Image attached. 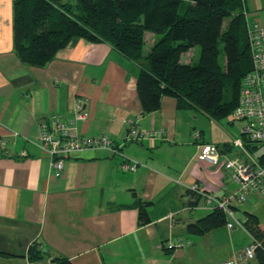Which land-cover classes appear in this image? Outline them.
I'll return each instance as SVG.
<instances>
[{
  "label": "crops",
  "instance_id": "1",
  "mask_svg": "<svg viewBox=\"0 0 264 264\" xmlns=\"http://www.w3.org/2000/svg\"><path fill=\"white\" fill-rule=\"evenodd\" d=\"M14 2L0 0V141L5 142L0 147V264H32V247L44 253L45 264L55 259L71 264H222L242 252L252 238L248 230L230 232L223 226L203 235L188 233L190 225L213 213L202 200L193 202L188 190L198 184L207 193L225 196L236 189L223 165L198 158L193 132L232 158L238 150L231 144L244 139V123L230 119L222 124L198 111H181L171 97L163 99L160 110L143 114L137 93L140 65L105 42L74 38L47 66L23 64L14 45ZM243 3L248 20L264 24V0ZM77 102L87 114L78 122L80 134H107L121 144L125 122L132 119L141 131H164L165 136L125 144L121 157L106 151L75 154L57 178L37 144L40 124L54 115L72 120ZM200 118L209 124L198 129ZM22 152L27 156H18ZM262 155L253 154L256 159ZM123 158L141 166L123 173ZM140 207L145 219L139 218ZM238 215H253L264 228V196L250 195ZM179 239L191 245L166 249L168 241Z\"/></svg>",
  "mask_w": 264,
  "mask_h": 264
},
{
  "label": "trees",
  "instance_id": "2",
  "mask_svg": "<svg viewBox=\"0 0 264 264\" xmlns=\"http://www.w3.org/2000/svg\"><path fill=\"white\" fill-rule=\"evenodd\" d=\"M245 13L243 0H15L14 45L23 64L41 68L74 38L108 43L141 67L137 93L143 114L160 110L171 97L181 111L221 121L237 108L242 81L252 69ZM196 47L198 63H183L182 55ZM247 147L253 153L255 147ZM145 214L140 207L139 218ZM247 218L245 230L262 243L256 259L264 264V228L255 216ZM223 226L226 217L216 211L190 225L188 233ZM29 258L45 264L36 247Z\"/></svg>",
  "mask_w": 264,
  "mask_h": 264
},
{
  "label": "built area",
  "instance_id": "3",
  "mask_svg": "<svg viewBox=\"0 0 264 264\" xmlns=\"http://www.w3.org/2000/svg\"><path fill=\"white\" fill-rule=\"evenodd\" d=\"M247 33L252 62L251 71L245 76L240 88L239 103L230 116L233 122H242V136L244 139L231 144L238 150L236 157L227 158L226 152L220 146L202 143L201 133L193 132V138L199 148L198 158L212 166L223 165L229 180L236 185V189L228 195L220 196L210 194L195 184L189 188L191 200L200 199L204 202L205 209L211 212H222L226 217L228 231L245 229L247 219L238 215V209L247 203L250 195L264 196V160L254 158L247 146H264V24L259 21H249L248 14ZM87 114L83 111L82 103L75 105V115L70 121L63 120L54 115L40 124L37 144L41 151L49 158L50 166L57 178H61L67 159L75 154L85 151H106L114 157H121L125 144L138 143L142 140L162 138L164 131L150 130L143 132L139 129L138 122L127 120L124 141L119 144L107 134L99 136H86L78 132V122L85 121ZM0 147H5V142L0 141ZM6 155H9L6 152ZM10 156V155H9ZM27 156L26 152L18 154ZM263 156V155H262ZM224 157V160H222ZM140 163L123 158L119 170L123 173H135ZM193 209H197L193 208ZM170 219L173 215L169 216ZM191 245L189 240H170L166 244L168 251L183 250ZM262 248V243L251 238L250 243L232 258L222 264H242L256 259V251Z\"/></svg>",
  "mask_w": 264,
  "mask_h": 264
},
{
  "label": "rangeland",
  "instance_id": "4",
  "mask_svg": "<svg viewBox=\"0 0 264 264\" xmlns=\"http://www.w3.org/2000/svg\"><path fill=\"white\" fill-rule=\"evenodd\" d=\"M228 23H229V21L227 20L225 22V24H224V28H226L228 26ZM221 49H222V43H221ZM200 52H201L200 47L194 48L191 51L190 54H184L182 56V62L183 63L197 64L198 63V60H199V57H200ZM226 94H227V96H230L231 95V90L229 89ZM191 120H192V118H191ZM208 122L209 121L207 119L200 118V121L199 122L198 121L196 122L197 124H199V128L198 129H200V126H203L204 124H209ZM229 123H230V118H227V119H225V120L222 121V124H229ZM263 152H264V146H262L259 149V151H257L256 153H252V154H254V155L257 156V155H261V153H263ZM218 238H220V239L223 240L224 239V234L222 232H219L218 233Z\"/></svg>",
  "mask_w": 264,
  "mask_h": 264
}]
</instances>
